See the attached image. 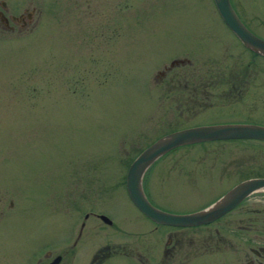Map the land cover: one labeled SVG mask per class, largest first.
Returning <instances> with one entry per match:
<instances>
[{"label": "rangeland", "instance_id": "rangeland-1", "mask_svg": "<svg viewBox=\"0 0 264 264\" xmlns=\"http://www.w3.org/2000/svg\"><path fill=\"white\" fill-rule=\"evenodd\" d=\"M54 1L41 6L34 27H0V228L20 235L5 237L15 245L27 231L69 232L81 218L75 202L86 180L96 202L121 189L136 152L123 148L155 136L153 106L140 100L142 74H152L161 57L196 39L209 40L221 62L237 57L225 49L232 34L214 0H109L123 4L122 41L117 28L108 38L102 26L104 0H92L91 28L75 22L73 2L61 9ZM231 1L264 35V0Z\"/></svg>", "mask_w": 264, "mask_h": 264}, {"label": "flooded vegetation", "instance_id": "flooded-vegetation-1", "mask_svg": "<svg viewBox=\"0 0 264 264\" xmlns=\"http://www.w3.org/2000/svg\"><path fill=\"white\" fill-rule=\"evenodd\" d=\"M55 1L54 5L62 9L64 1L69 0ZM70 1L75 5V22L93 27L92 0ZM99 5L104 7L101 23L108 38L110 28H117L122 41L126 26L123 4L119 3L117 9L104 0ZM41 6L51 9L52 0H0V27L22 31L36 26ZM242 20L264 38L248 20ZM224 24L232 34V41L225 40V49L245 58L230 56L229 61L221 62L212 52L214 45L197 37L193 44L178 45L161 57L152 74H142L145 87L141 94L145 99L140 100L153 106L157 132L146 144L123 148L122 154L136 149L133 160L157 137L188 126H264V67L254 66L256 60L264 66V54L245 45ZM252 178H264V137L238 135L167 150L146 169L142 184L154 206L184 213L204 209ZM119 186L121 189H113L96 202L90 181L86 180V188L75 202L81 218L67 233L57 226L52 231H27L23 242L15 245L5 237L19 239L20 235L16 236L11 228H0V264H264V184L244 193L215 218L196 224L156 220L131 199L126 175ZM52 194L59 196V189L56 187Z\"/></svg>", "mask_w": 264, "mask_h": 264}, {"label": "water", "instance_id": "water-1", "mask_svg": "<svg viewBox=\"0 0 264 264\" xmlns=\"http://www.w3.org/2000/svg\"><path fill=\"white\" fill-rule=\"evenodd\" d=\"M226 24L240 40L257 52L264 54V38L252 32L239 17L230 0H214ZM256 135L264 137V126L243 123H216L188 126L167 132L140 151L131 161L126 174L128 194L136 205L150 217L174 224H196L215 218L237 202L247 191L264 184V178L240 182L219 200L193 212H170L154 206L146 197L142 178L146 169L167 150L186 143L226 136Z\"/></svg>", "mask_w": 264, "mask_h": 264}]
</instances>
